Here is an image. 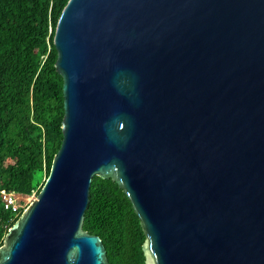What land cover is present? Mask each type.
Here are the masks:
<instances>
[{"label":"water","instance_id":"obj_1","mask_svg":"<svg viewBox=\"0 0 264 264\" xmlns=\"http://www.w3.org/2000/svg\"><path fill=\"white\" fill-rule=\"evenodd\" d=\"M63 142L0 264H110L95 176L131 201L147 264H264V0H69Z\"/></svg>","mask_w":264,"mask_h":264},{"label":"trees","instance_id":"obj_2","mask_svg":"<svg viewBox=\"0 0 264 264\" xmlns=\"http://www.w3.org/2000/svg\"><path fill=\"white\" fill-rule=\"evenodd\" d=\"M69 0H0V184L38 195L63 142L64 80L54 36ZM20 216L0 205V246ZM83 230L101 238L110 264H147L148 238L124 190L95 176Z\"/></svg>","mask_w":264,"mask_h":264},{"label":"built area","instance_id":"obj_3","mask_svg":"<svg viewBox=\"0 0 264 264\" xmlns=\"http://www.w3.org/2000/svg\"><path fill=\"white\" fill-rule=\"evenodd\" d=\"M29 198L30 197L28 196L7 192L1 188L0 184V205L2 206L4 212L10 214L9 222H12L14 219L21 216L23 211L29 207V205L32 203L31 199L29 200ZM0 222L2 223L1 220Z\"/></svg>","mask_w":264,"mask_h":264},{"label":"rangeland","instance_id":"obj_4","mask_svg":"<svg viewBox=\"0 0 264 264\" xmlns=\"http://www.w3.org/2000/svg\"><path fill=\"white\" fill-rule=\"evenodd\" d=\"M34 196V197H33ZM30 196L29 200L31 199V201L33 202L36 199V195Z\"/></svg>","mask_w":264,"mask_h":264}]
</instances>
